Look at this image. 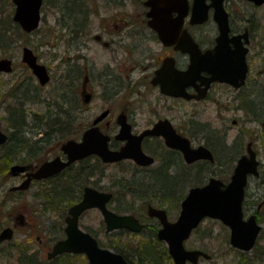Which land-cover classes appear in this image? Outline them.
<instances>
[{
  "label": "flooded vegetation",
  "instance_id": "1",
  "mask_svg": "<svg viewBox=\"0 0 264 264\" xmlns=\"http://www.w3.org/2000/svg\"><path fill=\"white\" fill-rule=\"evenodd\" d=\"M51 1L54 3L51 16L59 32L56 37L64 50L57 53L54 74L46 67L55 85L41 95L49 84L41 87L27 65L21 61L16 64L12 57L20 46L22 53L26 45L20 41L29 36L14 21L17 8L14 0H0V30L6 31L12 41L0 49V58H10L13 63L10 73L0 72V83L9 88L7 98H12L22 118L19 128L12 132L4 127V119L0 129L7 138L12 135L19 143V157L14 163L26 167L24 173L14 178L18 182L26 180L28 173L49 159L60 156L66 160L61 144L80 143L83 135L93 128L108 138L106 146L111 152L126 151L136 156L141 150L152 158V163L140 165L133 158L105 163L91 154L47 179L32 180L31 187L63 171L87 168L88 163L96 160L105 173L108 167L119 169L117 176L138 173L141 178L145 173L149 177L160 171L175 176L179 185L188 180L194 186H204L213 179L226 184L231 181L238 160L253 156L256 174L247 175L244 197L249 204L244 203L243 208L245 213L250 211L261 230L251 253L253 256L262 253L264 0ZM7 22L8 27H3ZM34 94L48 107V120L31 109ZM54 120L58 122L56 126H52ZM157 125L160 130L157 135L141 137ZM166 132L170 137L174 133L180 144L185 142L190 149L198 150V156L188 162L181 149L166 145ZM62 134L64 138L57 136L63 139L57 143L58 152L40 159L39 149L57 141L54 135ZM202 147L208 156L199 155ZM93 172V181L98 183L88 186L103 191L100 183L104 179H99V171ZM186 185L182 188L185 194L192 187ZM85 186L81 187L80 199L71 206L81 200ZM108 191L112 193L108 209L125 214L119 211L118 196L113 199V192L104 190ZM181 202L176 209L178 214ZM140 203L135 201V207ZM150 205L164 209L169 216L167 205L149 202L143 209V219H149ZM92 210L82 211L79 221ZM154 222L159 225L157 220ZM142 232L137 237L129 231L117 230L103 233V242L97 239L102 246L109 243L104 248L119 253L130 264L126 249L111 240H127L129 236L130 241L132 238L139 241L145 237ZM188 248L210 254L201 247ZM201 260L207 261L199 256L196 264Z\"/></svg>",
  "mask_w": 264,
  "mask_h": 264
},
{
  "label": "water",
  "instance_id": "2",
  "mask_svg": "<svg viewBox=\"0 0 264 264\" xmlns=\"http://www.w3.org/2000/svg\"><path fill=\"white\" fill-rule=\"evenodd\" d=\"M42 0H14L16 11L14 21H16L22 29L29 32L36 29L40 21V5ZM22 61L25 62L31 69L32 73L37 77L39 84L44 86L49 80L48 72L45 66L39 65L36 62V57L32 51L27 48L23 49ZM10 60L0 59V71L10 72ZM160 132L159 125L152 130L141 134L157 135ZM169 133V132H168ZM166 132V145L173 148L181 149L188 162H192L198 156V150H192L188 144L183 142L180 144L174 133L170 137ZM6 136L0 130V145L4 143ZM108 138L102 135L97 128L90 129L83 135L80 143L68 141L61 146L62 151L67 156L66 162L55 158L41 165L36 172L28 173L25 181L19 186L11 188V191L26 190L30 185L31 179H44L48 176L59 173V171L70 163L80 160V158L96 154L104 162H114L125 158H133L140 165L152 163V158L146 157L141 150H138L136 156L128 154L126 151L110 152L106 146ZM201 157L208 156L202 148L200 151ZM257 163L253 156L242 157L238 160L232 179L226 186L218 180H210L203 187H193L181 203V212L175 222L169 223L166 219L164 211L155 210L149 207L148 214L159 220L161 229L157 232L158 239L164 240L168 245L169 255L173 258L175 264H186L185 260H189L195 264L197 258L203 255L205 258L208 255L202 254L199 251H186L183 248L182 242L190 235V231L196 227L200 221L209 217L220 220L224 225L229 227L231 244L243 251H250L255 243V239L260 232V226L257 225L254 216H250L247 220L242 218L241 204L244 200V188L248 173L256 174ZM25 168L19 165H14L10 168L11 175H17L24 171ZM111 198L109 193L97 192L91 188H84L82 199L79 203L72 206L68 211L66 218L65 234L66 239L55 243L51 252L48 253V258L68 253H85L89 264H127L124 258L97 246L96 240L90 237L87 233H82L77 227V219L83 210L96 207L103 215L104 224L107 226V231L117 228H124L130 231L139 232L142 225L139 224L131 215L113 214L106 208V202ZM13 235L12 229L6 227L0 232V242L6 239H11Z\"/></svg>",
  "mask_w": 264,
  "mask_h": 264
},
{
  "label": "rangeland",
  "instance_id": "3",
  "mask_svg": "<svg viewBox=\"0 0 264 264\" xmlns=\"http://www.w3.org/2000/svg\"><path fill=\"white\" fill-rule=\"evenodd\" d=\"M53 7L54 3L51 0H45L42 7V18L38 27L39 29L30 34L26 39H24V41L21 40L20 42H24V46L26 45V47L32 49V51H34L37 55L38 61H40L41 64H44L47 69L54 74L57 65V53L63 51L64 46L60 44L58 38L56 37L59 32L56 31L58 30L55 26L56 22H54L53 16H51ZM11 43L12 41L9 45H11ZM20 47L19 51L12 52V57L16 64H20ZM53 78L55 79V76H53ZM54 85L55 83L53 80L50 81L49 86L46 87L40 94L44 95V92L51 90ZM6 86L7 85L0 83V122L4 119V127L8 132H12L10 125L8 124L7 116L10 111L13 110L16 112L17 109L12 98H7L9 88ZM31 109L34 112L39 113L41 117H43V120L49 118L48 107L44 105V103L39 102V100L35 99ZM44 123L45 122L42 123V126H45ZM54 136L64 138L63 134ZM60 137H57V141L52 140V142L46 143V145H43L39 149L41 152L40 159L46 158L47 156H53L58 152L57 143L60 144L59 141L63 140ZM106 170L107 175L112 177L119 169H116L115 167H108ZM8 175L9 174L3 175V177L0 178V229L5 226H10L15 230V232L12 240L0 244V264H24L19 261V256L22 251L23 254L28 253V255L36 252L38 254V258H41L42 261L47 264L49 261L46 259V253L49 251L51 243L54 241L51 238L49 239V237L57 238L60 236L58 235V231L56 229L54 230V222L58 224L60 219H62L63 224L64 218L62 215L59 216L52 213V211H49L48 213L47 210H44V205L41 204L42 200L39 197V185L32 186L23 195H11V192H8V189L17 184L18 181L15 178H10ZM132 175L136 178H140V174L138 173L127 174L126 176L130 178ZM107 183V180H103V183L101 182L100 184L106 186ZM193 185L194 182L190 183V187ZM248 204L249 202L246 200L245 205ZM177 213L178 211L176 210L172 213V215H170L169 218L171 221ZM249 213L250 211L247 213V216ZM101 221V215L96 210H92L84 213L79 222L82 228L84 226L87 227L94 232V235L96 234L101 242H103L105 238L103 237V232L100 233ZM194 233L195 235H192L193 237L188 240L189 245L187 246L190 248L201 247L206 249V251H208L213 257V259L209 261L201 260L199 261V264H239L241 254L239 255L230 249L228 243L226 242V239H228V231L217 221L205 219V221L200 225V228ZM128 238L129 236H126L127 240H123L121 238L117 240L116 243H118L121 247H124V249L129 248V246L132 247L137 240L132 238L130 241ZM260 245L264 246V238L260 240ZM251 255L252 253L246 255V257ZM260 263L264 264V258H262Z\"/></svg>",
  "mask_w": 264,
  "mask_h": 264
},
{
  "label": "trees",
  "instance_id": "4",
  "mask_svg": "<svg viewBox=\"0 0 264 264\" xmlns=\"http://www.w3.org/2000/svg\"><path fill=\"white\" fill-rule=\"evenodd\" d=\"M9 24L10 23L7 22L3 25V27L6 28ZM6 34V31L0 30V48L2 49L8 47L11 42ZM35 99L40 100L37 95H35ZM7 119L11 130L19 128V122L22 120V118L18 116L17 112L13 110L8 113ZM56 123L58 122L54 120L52 126H56ZM7 141L8 142L5 145L0 147V178L3 177V175H6L8 168L13 165L14 162L18 160L17 157H19V143L14 140L12 135L9 136ZM93 171H99L101 176L99 179L108 181L107 185L104 186V188H101L103 191L111 190L114 194L113 199H115L117 195L120 201L121 199L124 200V202L118 201L120 204L119 211L125 213H136L142 218L143 209L145 208L146 203L149 202L159 206L167 205V211L169 212V215H172V213L178 209V205L185 195L182 190L184 184H187L186 188L190 185L188 180L179 185L178 182L175 181L177 179L175 176L166 175L165 172L160 171L150 174L149 177L148 174L145 173L144 177L141 175V178L139 179L134 178V176L129 178L125 174L109 177L105 171L102 170L100 162L96 160L92 164L88 163L87 168H72L70 173L63 171V173H60L58 176L49 178L41 183H37V185L40 186V195H38L42 200L41 204L44 205V210H47L48 213L49 211H52V213L59 216L64 214L66 209L69 208L71 204L80 199L81 187L85 185H97L98 181H93ZM95 180H97V178ZM98 189L100 190V188ZM11 195H22V192L11 193ZM135 201L141 202L138 207H135ZM260 219L263 220L264 216H261ZM54 223V230L56 229L58 231V235H61L63 231L62 219H60L58 224H56V222ZM155 230L156 226L154 224H151L150 226L146 225L144 231L141 233L145 237L142 240L135 242L132 247L126 249L131 258L129 259L130 264H171V259L167 255L165 245L156 239ZM87 231L93 237H97L90 229H87ZM262 236L264 237V231L261 234V239ZM50 238L55 240L54 238L56 237H49V239ZM117 240L119 239L113 238L111 241L112 243H116ZM108 245L109 243H106L101 246L104 248ZM117 246L121 247L119 244ZM261 246L262 249L260 251L262 253L256 257L253 255L247 257L245 255H241L239 264H261L260 262L262 261V258H264V246ZM119 247L114 248L117 250ZM122 248L124 249V247ZM19 261L24 264H46L41 258H38V254L36 252L28 255V253L23 254L22 251L19 256ZM47 264H87V262L79 259L78 255L63 254L62 256L51 259V261Z\"/></svg>",
  "mask_w": 264,
  "mask_h": 264
},
{
  "label": "bare ground",
  "instance_id": "5",
  "mask_svg": "<svg viewBox=\"0 0 264 264\" xmlns=\"http://www.w3.org/2000/svg\"><path fill=\"white\" fill-rule=\"evenodd\" d=\"M262 221H264V219Z\"/></svg>",
  "mask_w": 264,
  "mask_h": 264
}]
</instances>
